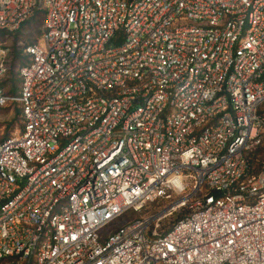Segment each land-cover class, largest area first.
<instances>
[{
	"label": "built area",
	"instance_id": "2783aa9c",
	"mask_svg": "<svg viewBox=\"0 0 264 264\" xmlns=\"http://www.w3.org/2000/svg\"><path fill=\"white\" fill-rule=\"evenodd\" d=\"M39 12L0 264H264V0H0V33Z\"/></svg>",
	"mask_w": 264,
	"mask_h": 264
},
{
	"label": "trees",
	"instance_id": "16d2710c",
	"mask_svg": "<svg viewBox=\"0 0 264 264\" xmlns=\"http://www.w3.org/2000/svg\"><path fill=\"white\" fill-rule=\"evenodd\" d=\"M44 20V12H39L35 16H33L31 19H29L27 22H25L20 29L11 32L9 34L0 33V42H4L8 39L14 38V43L11 48V54L10 56L11 61L9 66L7 67L5 73L7 74L6 80L2 81V78L0 79V87L4 90L5 94L9 97H18L20 93V85H21V78L19 75L20 67L27 63L28 56L25 53V46L27 44L36 43L39 41L40 37L42 36L43 29H37L36 26H40L43 24ZM27 28L29 41H27L26 44L18 46L19 38L21 37V34L23 30ZM36 32V33H35ZM35 34V35H34ZM23 37V36H22ZM7 66V62H6ZM13 68H17L16 72H14ZM12 109L14 112L13 115V121L19 120L20 121V128H22L23 121H22V108L21 103L17 100H9L4 106L0 107V111L3 109L9 110ZM4 123V122H3ZM2 122L0 125L3 124ZM13 125L10 123L4 128V131L0 135V143L3 142L5 139H7L9 136H11L10 132L13 130ZM264 159V141L262 145L258 148V150L254 153V155L250 158V161L255 169V171H258V169L261 166V162ZM154 204V203H153ZM186 212V209H183L178 214V217L173 220V223L170 225L169 229L172 228L173 224ZM139 214H142L140 212Z\"/></svg>",
	"mask_w": 264,
	"mask_h": 264
},
{
	"label": "rangeland",
	"instance_id": "374dc122",
	"mask_svg": "<svg viewBox=\"0 0 264 264\" xmlns=\"http://www.w3.org/2000/svg\"><path fill=\"white\" fill-rule=\"evenodd\" d=\"M42 26L43 24H41L40 26H36L35 28H37L38 30L42 29ZM36 33V32H35ZM35 35V34H34ZM23 36V37H22ZM28 36V32H27V28L25 27V29L23 30L22 34H21V37L19 38V42H18V46L20 45H23V44H26L27 41H29V37ZM2 43H5L6 44V47L9 49L8 52H7V56H6V62H7V66H6V69L7 67L9 66L10 64V61H11V48H12V45L14 43V38L13 39H8ZM14 69V72H16L17 68H13ZM2 78V81L6 80L7 78V74L4 73V75L1 77ZM13 115H14V112L12 111V109L10 108L9 110H6V109H3L0 111V123L4 122L2 125H0V135L2 134V132L4 131V128L6 126V123L7 125L10 123L11 125H13V130L12 132H10V134L12 135L13 133H15L16 131L19 130L20 128V121L18 120H14L13 121ZM19 127V128H18ZM154 203V204H153ZM151 204H148L141 212L142 214L141 215H147V214H155L159 211H161L162 209L168 207V205H170V202L168 201H164V200H161V201H155ZM180 211L182 210H177V211H174L172 212V214H169L167 215L166 217H164L160 223H159V226H158V230L159 232H165L169 229L170 225L173 223V220H175L177 217H178V214L177 213H180Z\"/></svg>",
	"mask_w": 264,
	"mask_h": 264
}]
</instances>
